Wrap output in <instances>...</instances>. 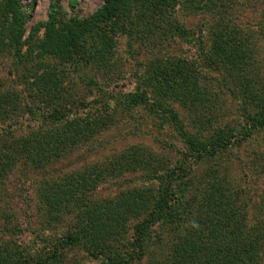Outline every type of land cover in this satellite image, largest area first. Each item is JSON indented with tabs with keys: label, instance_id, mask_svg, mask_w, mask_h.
Returning <instances> with one entry per match:
<instances>
[{
	"label": "rangeland",
	"instance_id": "374dc122",
	"mask_svg": "<svg viewBox=\"0 0 264 264\" xmlns=\"http://www.w3.org/2000/svg\"><path fill=\"white\" fill-rule=\"evenodd\" d=\"M104 2L21 0L27 22L19 50L9 44L0 3V94L9 100L0 109L8 155L0 156V264H108L102 254H113L111 247L135 254L137 225L163 196L169 203L146 253L130 264H174L175 236L201 211L222 228L217 234L242 232V249L238 240L231 251L223 243L211 264H264V0H176L172 14L188 36L161 10L128 3L123 13L134 24L85 33L76 63L44 51L52 6L65 24L89 18ZM150 22L155 30L147 32ZM219 29L229 55L236 30L244 31L242 51L252 52L245 71L214 62ZM54 110L65 118L45 122ZM56 131L61 139L79 131L71 149L43 160L32 145L27 153L29 139ZM225 208L235 216L228 226L219 215ZM67 236L83 243L63 245Z\"/></svg>",
	"mask_w": 264,
	"mask_h": 264
},
{
	"label": "trees",
	"instance_id": "16d2710c",
	"mask_svg": "<svg viewBox=\"0 0 264 264\" xmlns=\"http://www.w3.org/2000/svg\"><path fill=\"white\" fill-rule=\"evenodd\" d=\"M0 3L2 5V14L5 19L4 25L6 26V30L9 33V44L16 50H19V45L21 44L22 37L25 32V24L27 22L26 12L20 4L21 0H1ZM128 3H130L131 6H139L140 11L148 10L156 13V11L161 10L162 13H166L165 15L167 18V23L176 33H179L181 36L189 35L188 29L172 14L171 9H174L176 0H105L103 6L100 7L89 18H70L65 24L57 23L55 18L56 10L54 9V6H52L51 12L49 13V18L45 23L46 35L42 44L44 51L55 54L62 59L69 60L71 63H76L79 59L76 54V50L81 38L85 35V33L89 31L94 32L97 28L101 26L103 27L109 23L115 25L119 31L124 32L126 27H128L130 24H134V21L132 20L134 15L131 13H123L124 7ZM144 28L147 32H149L151 29L152 31L155 30L153 25L151 26V22L150 24H144ZM236 31L240 32V34L239 36L237 34L234 35L235 38H238L236 39V44L231 51L232 55H229L230 48H225L228 43L223 37L222 31L220 29L215 31L214 35L217 41L215 43V49L212 50V55L214 56V62L216 64L218 63L219 58H223L220 65L227 66L228 64V66L234 67L235 69H242L245 71L243 65L250 63V60L248 59H250L252 52L242 51V47L247 46V41L244 39V31L242 29ZM80 79L90 84L95 83L92 77H89V75L85 73L80 74ZM4 95L5 94L3 93L0 94L1 110H3V107L9 103V100L6 99ZM65 116V112L59 113L58 110H54L53 113L44 118V121L53 122L54 124L62 121ZM171 117H173V115ZM57 132L58 131L54 132L55 134H53V136H51V134L45 135L37 133L34 139L28 140V145L26 146L27 153L30 152L29 147L32 145V152H35L34 156L36 158L42 157V160L45 158L50 159L52 151L71 149L72 147L70 146V143L73 141V139H75L74 136L77 138L79 135V131H76L73 134L68 133V135L65 136L68 138L61 139V132ZM178 133L193 147H196L195 145L198 143V140L191 136L182 126H178ZM45 139H48V141L44 146ZM8 146H10V143ZM47 146L51 147L46 152L45 147ZM3 147L0 146V156L7 155V149H4ZM202 155L203 154L199 153V157ZM175 174L176 170L172 169L171 172H169V174L166 176V178L169 177L168 184L171 183L175 177ZM70 183L71 186L74 185L73 182ZM60 197L61 196H58L57 198L56 195L52 193L49 197V200L56 203ZM168 203V199L163 196L162 200L157 203L151 214L138 223L136 229L137 237L135 240L137 249L135 250V254H124L111 247V253L113 254H102L107 260V263L130 264L136 259H140L142 256H144L147 250L148 240L150 241L151 238V233H149L150 229L159 220L158 214L166 209ZM222 207L223 206H221V208ZM196 215L198 222H195V224L192 223L191 229L187 227L174 238L172 248H176L177 250V252L172 255V259L175 260L173 261L175 262L174 264H181L183 259L199 261L200 264H204L207 260V263L211 264L213 259H215L212 250L215 248L220 250V247L224 243V246L231 251L233 248L232 242L236 240H238L240 249H242L243 243L242 241H239L242 232H238V226L229 230L227 234H217V232H219L222 228H213L212 224L207 219L210 217L208 213L201 211ZM219 215L224 217V220H222L224 226L231 225L235 221L234 214L226 208L223 210L222 214ZM164 226H162V228ZM174 229L175 228H172L171 230ZM67 237V239L63 240V245L83 243L82 239L78 236ZM213 237L216 239L217 243L212 242ZM101 251V253H106L104 249ZM157 264L164 263L157 262Z\"/></svg>",
	"mask_w": 264,
	"mask_h": 264
}]
</instances>
